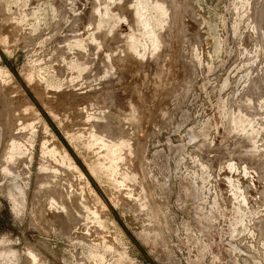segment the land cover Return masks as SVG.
<instances>
[{
	"label": "rangeland",
	"instance_id": "rangeland-1",
	"mask_svg": "<svg viewBox=\"0 0 264 264\" xmlns=\"http://www.w3.org/2000/svg\"><path fill=\"white\" fill-rule=\"evenodd\" d=\"M0 264H264V0H0Z\"/></svg>",
	"mask_w": 264,
	"mask_h": 264
},
{
	"label": "bare ground",
	"instance_id": "bare-ground-1",
	"mask_svg": "<svg viewBox=\"0 0 264 264\" xmlns=\"http://www.w3.org/2000/svg\"><path fill=\"white\" fill-rule=\"evenodd\" d=\"M34 104V103H33ZM84 175V174H83Z\"/></svg>",
	"mask_w": 264,
	"mask_h": 264
}]
</instances>
